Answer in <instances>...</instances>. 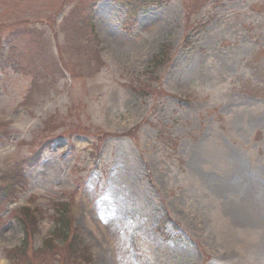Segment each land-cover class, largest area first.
Listing matches in <instances>:
<instances>
[{
	"label": "rangeland",
	"instance_id": "rangeland-1",
	"mask_svg": "<svg viewBox=\"0 0 264 264\" xmlns=\"http://www.w3.org/2000/svg\"><path fill=\"white\" fill-rule=\"evenodd\" d=\"M13 170L0 264L31 202L34 250L70 205L68 264H206L201 247L264 264V0H0V180ZM167 212L178 238L157 232Z\"/></svg>",
	"mask_w": 264,
	"mask_h": 264
},
{
	"label": "trees",
	"instance_id": "trees-1",
	"mask_svg": "<svg viewBox=\"0 0 264 264\" xmlns=\"http://www.w3.org/2000/svg\"><path fill=\"white\" fill-rule=\"evenodd\" d=\"M40 155H37L35 158L29 161V165L33 167L39 161ZM9 194L8 189H4L0 191V204L3 203L5 197ZM59 208V217L56 218L57 228L55 235L58 238H61L65 243V249L70 252L76 253L78 248L80 247L81 240L79 239L78 234H75L72 229L71 219L67 216L66 206L60 205ZM34 215L30 210H23L19 214V220L23 224L24 232L29 237V232L31 230V225L35 223ZM58 251V249L48 241L46 243V250L44 253H49L50 255L54 254V252ZM9 259L12 261V264H32V258L29 252V248H27V244L24 243L19 249L14 250L9 255Z\"/></svg>",
	"mask_w": 264,
	"mask_h": 264
}]
</instances>
